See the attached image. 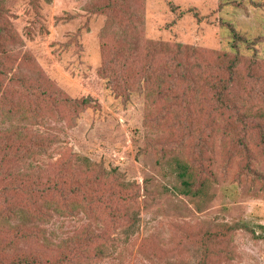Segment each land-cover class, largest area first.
I'll use <instances>...</instances> for the list:
<instances>
[{
    "label": "rangeland",
    "instance_id": "rangeland-1",
    "mask_svg": "<svg viewBox=\"0 0 264 264\" xmlns=\"http://www.w3.org/2000/svg\"><path fill=\"white\" fill-rule=\"evenodd\" d=\"M0 1V264H264V0Z\"/></svg>",
    "mask_w": 264,
    "mask_h": 264
},
{
    "label": "trees",
    "instance_id": "trees-1",
    "mask_svg": "<svg viewBox=\"0 0 264 264\" xmlns=\"http://www.w3.org/2000/svg\"><path fill=\"white\" fill-rule=\"evenodd\" d=\"M1 32L4 33V30H2ZM235 47H233L234 50L236 49ZM234 76L235 75L230 70L228 79L226 81L220 80L219 86L214 88L215 102L221 110L230 108L228 92L231 88V83L234 80ZM261 144L264 153V134L261 136ZM165 156V154L162 155L163 161L165 159ZM164 163H167L169 167H172L171 173L175 176L176 181L178 182V186H176L174 189L178 194L190 198H196L198 197V195H203L204 193H206V181L208 180V178L203 175L201 169L193 166L190 162H188V160L180 157L179 154L170 157ZM134 189L135 188L133 184L123 183L119 181L115 191L110 194L109 198L106 199L108 201L116 199V202H118L117 199H121L124 195H128V200H131L130 202L132 203L129 204L130 208L125 215L126 227L128 230L133 228L138 221V215L135 210V201L137 194L135 195ZM100 202H103V200ZM98 253H103V248L99 247Z\"/></svg>",
    "mask_w": 264,
    "mask_h": 264
}]
</instances>
